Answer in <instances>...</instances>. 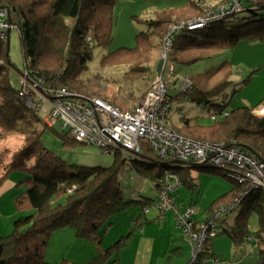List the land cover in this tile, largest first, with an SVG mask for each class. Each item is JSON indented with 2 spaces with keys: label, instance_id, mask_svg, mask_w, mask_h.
I'll use <instances>...</instances> for the list:
<instances>
[{
  "label": "trees",
  "instance_id": "1",
  "mask_svg": "<svg viewBox=\"0 0 264 264\" xmlns=\"http://www.w3.org/2000/svg\"><path fill=\"white\" fill-rule=\"evenodd\" d=\"M199 1L189 0L182 8L160 12L154 20H138L147 30L136 34L135 46L103 55L100 64L103 67L126 66L124 80L153 79L156 64L150 65L151 39L159 37L161 42L172 23L198 17L202 13ZM118 3L119 0H0V9L8 10L9 21L19 34L28 80L42 81L39 85L43 88L64 87L78 93L79 85L76 84L82 82L80 75L87 71L94 50L107 49L113 42L114 7ZM243 5L246 6L244 11L212 22L201 30L175 34L172 63L189 65L220 50L233 49L241 42H263L264 0H244ZM11 70L5 42L0 45V139L17 136L21 145L0 152V185L11 173L20 172L25 176L17 184L22 191L12 202L21 216L13 220L10 233L0 238V264H74L66 260L60 263L45 261L49 240L60 230H71L78 239L96 242L95 256L84 264H119L121 250L130 245L133 234L143 225L140 221L142 214L132 221V228L126 236L104 248L102 237L111 227L110 218L132 205H137L145 214V207L152 201L147 198L125 199L119 180L122 169L133 168L155 188L166 171H173L181 180V189L194 188L192 169L221 171L208 165L157 161L144 145L138 159L128 162L115 153L109 167H80L70 174L69 166L43 145L42 135L52 127L44 123L40 114L26 107L19 96L21 88L15 89L10 82ZM232 73L230 63L224 61L217 68L188 78V88L180 90L173 98L166 96L171 106L179 101L174 104L178 124L175 126L167 118L168 123L188 139L225 145L234 143L241 151L264 163V114L257 116L253 113L257 106L228 108L232 95L250 80L249 75L237 83L232 80ZM211 79L212 84L206 85ZM186 99L196 108L203 105L209 112L217 115L227 112V116L215 121L210 119L208 125L193 123L194 119L187 118L183 111ZM57 135L66 146L80 144L68 133ZM223 177L229 180L225 174ZM229 181L231 189L217 197L204 211L205 218L200 220H206L218 206L238 197L241 187ZM236 209L231 227L229 230L222 227L223 232L233 243L249 241L251 237L258 244H264V193L254 190ZM253 216L257 217L255 231L249 227ZM210 240L204 243L200 259L210 257ZM172 252L175 250L165 252L167 263ZM255 264H264V250L259 252Z\"/></svg>",
  "mask_w": 264,
  "mask_h": 264
},
{
  "label": "rangeland",
  "instance_id": "2",
  "mask_svg": "<svg viewBox=\"0 0 264 264\" xmlns=\"http://www.w3.org/2000/svg\"><path fill=\"white\" fill-rule=\"evenodd\" d=\"M188 1L189 0H119V3L114 7L116 27L113 42L107 49L94 50L92 59L88 62L87 71L80 75V80H82L84 86H82V82L76 84L79 85L77 89L79 91L78 93L83 96L93 97L96 95L95 93H99L100 91L103 92V89L106 86L121 83L122 78H119V76L116 75L119 69L111 68L119 67L121 65L103 67L100 64L102 56L107 53L115 52L121 48H133L135 46V35L141 31L147 30L145 24L138 20H154L156 14L166 10L182 8L187 5ZM208 1L210 2V5L214 3L213 0ZM244 7L246 6L244 5ZM158 42L159 37H153L151 39L154 53L157 51ZM257 51L260 55H264V41H256L251 44L246 41L241 42L233 49L220 50L189 65L181 66L178 64L175 65V63L174 69L177 78L167 86L168 97L173 98L180 93L181 85H189L185 79L198 74H204L207 71L219 67L224 61H227L231 65L233 72L232 78L235 79V82L241 83L250 75L249 84L244 87L241 86V90L234 93L229 99V109L241 106L244 107L245 105H243V102L245 100L255 99L264 90V68L263 71L256 76L259 61H256L254 56ZM154 56H156V54H154ZM9 62L12 65L10 82L15 89H18L20 88L19 78L20 75L24 73V66L19 34L15 28H12L9 32ZM213 79L205 84H212L211 82ZM178 102L179 101H175L174 104ZM174 104L168 120L170 123L178 124L177 112ZM260 104L261 102L255 103L252 107L257 106L258 108ZM182 107L183 110L193 109L192 104L186 103L185 100L183 101ZM192 114L198 115V121L201 124L208 125L211 123L209 118L210 112L207 110L194 109ZM57 134H66L61 123L55 124L52 129H47L44 132L42 135V143L47 149L53 152L59 159L69 166L68 172L70 174L75 173L80 167H109L113 164L115 159L114 153L102 154L98 148L91 145L74 144L66 146ZM20 145L21 140L17 136L0 139V152L5 148L14 150ZM221 172L224 174V171L222 170L219 172L217 170L192 169L191 176L194 180L195 186L191 189L182 188L181 191H179L176 197L179 205H193L199 212L198 218L204 219V211L210 206V204L221 194L228 192L232 187V183L223 177ZM11 174L15 175L12 176ZM11 174V178L18 183L25 176L20 172H14ZM119 180L125 199L129 200L132 198L140 200L141 198H147L152 201H150V204L145 207V209H147V213L145 214L140 212L137 205H132L125 209L121 214L111 217L110 222L112 225L103 235L102 246L107 248L114 244L119 238L126 236L131 230V220L136 216L135 212L141 213V219L143 221H145V219L152 221L145 225V228H147L146 234L151 235L156 241L154 258L151 264H186L191 252L190 247H187L189 244L184 240L182 233L176 228V221L172 212H166L164 218L159 217V212L155 208L158 203V191L153 187L154 185L137 174L133 168L128 167L120 171ZM21 191L22 188H20V192ZM236 214L237 209L228 213L227 219L229 220V224L223 229L229 230L230 222H232ZM154 219L155 221H153ZM251 221L252 219H250L249 224H251ZM162 226L163 228H161ZM253 228L254 227L250 228V230H253ZM223 229L221 228V234L219 236L208 242V246L211 244V247L216 254L215 256L220 260V263L255 264L262 243L257 244V246L255 242H248L246 240L239 243H233L223 232ZM96 247L97 245L95 241L78 239L74 236V233L71 230L58 231L53 233L49 240L45 253V261L50 263L51 259H53L56 263L66 260L69 263L84 264L95 256L93 252L94 249L96 252ZM176 247H179L180 251L178 253H176L177 251L172 252L169 263L165 262L162 257L163 253L168 250H174ZM127 248H124L123 250L125 251ZM123 250H121L123 259L120 264H129L130 258L125 255ZM213 255L214 254H210L209 258H212ZM200 261V264H212V259L208 261L200 259Z\"/></svg>",
  "mask_w": 264,
  "mask_h": 264
},
{
  "label": "built area",
  "instance_id": "3",
  "mask_svg": "<svg viewBox=\"0 0 264 264\" xmlns=\"http://www.w3.org/2000/svg\"><path fill=\"white\" fill-rule=\"evenodd\" d=\"M200 0L202 13L193 19L172 23L160 42L159 59L164 61L161 74L150 82L143 98L134 108L121 110L97 98H87L64 87L43 88L42 81H30L26 72L20 75L19 96L30 109L42 117L48 127L61 123L62 128L76 142L91 145L102 154L118 153L122 159H138L142 147L147 145L157 161L178 165H208L224 171L226 177L241 187V192L233 201L217 207L206 220H200L198 210L193 206L182 207L177 203L175 193L181 189L179 176L173 171H166L159 180L158 203L155 206L162 218L166 212L175 216L176 228L182 233L191 249L186 264H197L207 239L216 238L222 228V221L229 212L235 210L254 190L264 193V163L249 156L234 143L225 145L207 141L188 139L178 134L168 123L172 109L166 101L167 86L177 78L171 61L173 37L181 31L194 32L205 28L212 22L231 14L245 10L244 0ZM12 28L6 8L0 9V45L6 42ZM190 85L188 79H185ZM189 85H182L185 90ZM188 103V99L185 100ZM198 109H206L199 105ZM257 116L264 114V109H256ZM220 115L210 113L212 121L222 119ZM144 213H147L145 209ZM212 264H221L213 256ZM204 259V261H208Z\"/></svg>",
  "mask_w": 264,
  "mask_h": 264
},
{
  "label": "crops",
  "instance_id": "4",
  "mask_svg": "<svg viewBox=\"0 0 264 264\" xmlns=\"http://www.w3.org/2000/svg\"><path fill=\"white\" fill-rule=\"evenodd\" d=\"M253 42H256V41H250V44L253 43ZM160 49H161L160 48V42H158V48H157L156 53L153 52L154 49H153V45H152L150 65L157 64V62L159 60ZM154 54H156V56H154ZM254 58H255L256 61H259V64H258L259 66L257 68V73H256V76H257L258 74H260L263 71V68H264V55H260L259 52L257 51L255 56H254ZM111 68H114V69L118 68L119 69L118 73L116 75L119 76V78L120 77L122 78V82L119 83V84H116V85H112V86L108 85V86H106L103 89L104 90L103 92L100 91L99 93H95L96 95L93 96L92 98L100 99L101 101H103V102H105V103H107L109 105H112L114 107H117V108H119L121 110H130V109L134 108L137 104H139V102L143 98L144 94L146 93V91H147V89L149 87L150 82L153 79H150V80H147V81H143V80H134V81L124 80L123 79V75L127 71V67L126 66L121 65L119 67H111ZM233 80L235 81V79H233ZM84 97H87V96H84ZM87 98H90V97H87ZM258 102H262V104L256 109H264V90L255 99H253V100H249V99L245 100L243 102L244 103L243 105H245L244 107L251 108L255 103H258ZM194 109L200 110V109L196 108L195 106H193V109H191V110H183V111H184V114H185V116L187 118H193L194 119L193 123L201 124L198 121V119H199L198 115L197 114L196 115L192 114V111ZM202 110H206V109H202ZM177 120H179L178 115H177ZM174 125L177 126L176 124H174ZM201 125H205V124H201ZM11 175L14 176L15 174H11ZM11 175H9L7 177V179L0 185V238L3 237L4 235H7V234L10 233V231L12 229L13 220H15L19 215H21V214H18L15 211V209L13 207V204H12L13 199L20 192V188L17 186L18 182H16V180H13L11 178ZM176 201H177V198H176ZM181 206L182 207H186L185 204H183V205L181 204ZM167 213H169V212H167ZM135 215L136 216L134 218H132L131 221L135 220V218H137L139 213L135 212ZM165 216H166V213L163 215V218ZM141 218H142V216H141ZM251 219H252V221H251L252 225L250 224L249 227L250 228L254 227L253 230H251V231H255L257 229V217L253 216ZM140 221H141V224H143L142 227L140 229H138L137 232H135L133 234V236L131 238V241H130V245L128 246V248L125 251L123 250L125 255L129 256V258H130L129 264H151L153 262L156 241L151 235H147L146 234L147 228H145V225L149 224L152 221H150L149 219H145V221L140 219ZM153 221H155V219ZM232 223H233V220H232V222H230V227H231ZM228 224H229V220L227 219V216H226L224 218L223 222H222V227L224 228ZM131 228H132V226H131ZM161 228H163V226ZM60 231H63V230H60ZM263 238H264V235H263ZM102 242H103V237H102ZM248 242H255L256 246L258 244L257 241L255 239H252L251 237L249 238ZM187 247L189 248L188 245H187ZM174 250L177 251L176 253H178L180 251V248L176 247ZM261 250H264V244L263 243H262V246H261ZM208 251H210V254H214L213 256L216 255L214 253L212 247H211V244H210V246H208ZM93 253L96 254L95 249H94ZM162 257L164 258V260L166 262L165 252L163 253ZM122 259H123V254L121 252V254L119 255V258H118L119 264L122 262ZM50 263H56V261L51 259ZM70 263H72V262H70Z\"/></svg>",
  "mask_w": 264,
  "mask_h": 264
},
{
  "label": "water",
  "instance_id": "5",
  "mask_svg": "<svg viewBox=\"0 0 264 264\" xmlns=\"http://www.w3.org/2000/svg\"><path fill=\"white\" fill-rule=\"evenodd\" d=\"M6 44H7V47L9 49V35L7 36ZM163 64H164V61L162 59H159L158 62H157V64H156L155 72H156V74L158 76L161 74Z\"/></svg>",
  "mask_w": 264,
  "mask_h": 264
},
{
  "label": "clouds",
  "instance_id": "6",
  "mask_svg": "<svg viewBox=\"0 0 264 264\" xmlns=\"http://www.w3.org/2000/svg\"><path fill=\"white\" fill-rule=\"evenodd\" d=\"M66 132V131H65ZM67 133V132H66ZM83 145V144H82Z\"/></svg>",
  "mask_w": 264,
  "mask_h": 264
}]
</instances>
